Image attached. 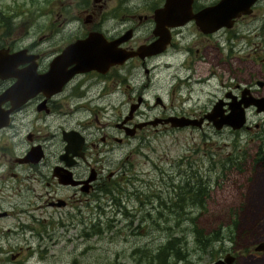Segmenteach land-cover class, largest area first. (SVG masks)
<instances>
[{"label": "flooded vegetation", "instance_id": "flooded-vegetation-1", "mask_svg": "<svg viewBox=\"0 0 264 264\" xmlns=\"http://www.w3.org/2000/svg\"><path fill=\"white\" fill-rule=\"evenodd\" d=\"M221 1L46 0L39 7L38 27L34 19L16 26L26 11L1 17L0 179L22 171L26 176L33 168L29 174L45 178L47 188L39 195L47 205L83 213L90 212L99 193L116 200L111 193L120 189L123 196L126 154L116 164L112 157L132 139L183 128L203 135L227 128L237 138L246 130L248 141L260 139L261 152L264 108L258 109L257 101L264 104V0H253L230 26H215L224 12L218 8ZM91 36L120 40L117 48L125 51L154 42L161 50L137 53L107 68L75 69L79 51L87 49L70 46ZM136 66L147 75L146 83L140 84ZM151 72L156 89L150 94ZM233 106H245L244 123L217 127ZM171 117L190 123L165 121ZM233 154L237 160L238 152ZM234 160L210 163L223 168L235 166ZM115 165L118 169H109ZM97 207L101 204L93 211ZM249 251L264 253L253 246ZM231 254L235 262L237 255Z\"/></svg>", "mask_w": 264, "mask_h": 264}, {"label": "rangeland", "instance_id": "rangeland-1", "mask_svg": "<svg viewBox=\"0 0 264 264\" xmlns=\"http://www.w3.org/2000/svg\"><path fill=\"white\" fill-rule=\"evenodd\" d=\"M45 1L0 0V19L17 9L28 14L16 16V26L34 19L38 27L39 7ZM23 43L19 40L18 44ZM135 68L141 73L140 84L146 83L142 67ZM149 76L151 94L156 85L152 72ZM160 87L166 90L167 84L161 82ZM164 100L168 103L167 95ZM149 102H153L152 97ZM245 131L238 136L241 143L227 128L212 130L209 135L183 128L154 133L145 140L132 139L112 157L116 164L117 158L126 154L123 196H119L120 189L111 193L116 200L99 193L93 206L101 204V208L93 211L92 206L90 212H59L63 209L47 205L39 195L47 188L45 178L38 181V175L29 174L35 172L33 168L26 169L30 171L26 176L22 171L15 177L1 178L0 211L9 214L0 215V264H158L161 248L170 236L179 241L177 254L169 253L167 264H210L226 252L237 255L231 264H264V253L249 251L264 240V140L260 152L262 141H248ZM233 152L239 154L235 166L211 167L212 161L217 165L222 158L233 160ZM195 173L197 178L203 177L206 193L201 203L185 208L193 213L179 219L174 213L178 185L195 183L190 178ZM194 226L203 234H221L201 248ZM15 253L20 254L11 258Z\"/></svg>", "mask_w": 264, "mask_h": 264}, {"label": "water", "instance_id": "water-1", "mask_svg": "<svg viewBox=\"0 0 264 264\" xmlns=\"http://www.w3.org/2000/svg\"><path fill=\"white\" fill-rule=\"evenodd\" d=\"M171 1L173 0H167L168 3ZM252 1L253 0H222L218 4V8L223 9L224 12L223 14H219V22H215L214 25L230 26V20L233 17L237 16L239 13L246 12ZM213 16L216 17V14H214ZM200 20L201 19H199V24H201ZM162 41L164 40H161V42ZM119 42L120 40L111 42L99 40L95 36H91L86 40L77 41L76 43L71 45L70 48L76 50L87 49V51H79L78 54L80 61L78 60L79 62H77L75 69L80 70L85 68H107L116 63H123L128 57L137 53L145 55L161 50L160 48H158L157 42H154L152 44H149L148 46L140 47L138 51H125L121 48H117ZM247 103L248 102L245 103V106H247ZM262 104L263 102L257 101L258 109L264 108V104ZM245 106H233L231 113L229 115H225L223 119L219 120V122H216V126L220 127L223 123H228L234 128L240 127L245 121ZM211 115L212 113L208 115V117L211 118ZM169 120H171L172 124L179 126L187 125L190 123L188 119H180L174 117L166 119L165 121ZM254 249L264 250V240L258 242L254 246ZM234 258L235 256L231 254V252H226L222 257L217 258L210 264H230L234 261Z\"/></svg>", "mask_w": 264, "mask_h": 264}, {"label": "trees", "instance_id": "trees-1", "mask_svg": "<svg viewBox=\"0 0 264 264\" xmlns=\"http://www.w3.org/2000/svg\"><path fill=\"white\" fill-rule=\"evenodd\" d=\"M236 156H237V154L234 156L233 160L236 158ZM196 176H197V174L195 173L192 175V177H190L191 179L196 181L195 183L192 184V182L191 183L185 182L184 185L188 186L187 188L184 187V185H182V184L178 185L179 190L176 193L175 202H174L176 205V209H175L176 212H174V213H175V217H177L179 219L182 218V216L188 217L189 213H193V212H185V208L189 207V206L190 207L195 206L196 202L201 203L202 197L206 193V190H207L206 186L203 185L201 183V179L197 178ZM192 217H190L191 222H192ZM194 232L196 235V241L199 242V246L201 248L207 247L213 241L218 240L217 235L221 234V232L216 234V235H211V236L208 234H203V232H201L197 226H194ZM214 232H215V230L211 231L212 234ZM231 238L232 237H230V239ZM178 241H179V239L177 237H171L170 236L167 239V241H166L167 245L165 247L161 248V251L159 254L160 262L158 264H167V258L169 256V253H170V255H171V253H173L175 255L177 254L176 244ZM181 259H183V258H181Z\"/></svg>", "mask_w": 264, "mask_h": 264}]
</instances>
